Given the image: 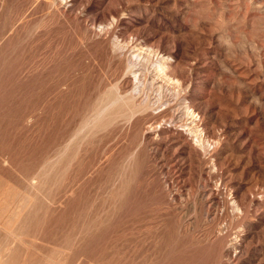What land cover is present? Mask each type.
<instances>
[{
    "label": "rangeland",
    "instance_id": "obj_1",
    "mask_svg": "<svg viewBox=\"0 0 264 264\" xmlns=\"http://www.w3.org/2000/svg\"><path fill=\"white\" fill-rule=\"evenodd\" d=\"M0 264H264V0H0Z\"/></svg>",
    "mask_w": 264,
    "mask_h": 264
},
{
    "label": "bare ground",
    "instance_id": "obj_2",
    "mask_svg": "<svg viewBox=\"0 0 264 264\" xmlns=\"http://www.w3.org/2000/svg\"><path fill=\"white\" fill-rule=\"evenodd\" d=\"M62 6V5H61ZM65 8H66V6H65ZM133 45V44H132ZM144 45V44H143ZM134 47H136V46H134ZM138 50V49H137ZM134 51V50H133ZM135 52V51H134ZM142 52V51H141ZM144 52V51H143ZM137 53V52H136ZM170 53V52H169ZM160 54V53H159ZM163 54V53H162ZM139 56V55H138ZM141 56V55H140ZM134 57H136V56H134ZM142 57V56H141ZM161 57V56H160ZM164 57V56H163ZM173 57V56H172ZM139 59V58H138ZM160 59V58H159ZM161 59H162V57H161ZM172 60V59H171ZM170 60V61H171ZM163 61V60H162ZM169 62V58L164 62V63H168ZM173 66H175L174 64H172ZM158 66H159V69H161L162 71H165V68L167 67L166 65H163V62H160V63H158ZM160 72V71H159ZM164 75V74H163ZM181 76V75H180ZM183 99V98H182ZM191 121V120H190ZM187 125V124H186ZM158 126V125H157ZM169 126V125H168ZM170 128V127H169ZM168 128V129H169ZM181 128V127H180ZM197 128V127H196ZM160 130V129H159ZM173 130V129H172ZM178 130H180V129H178ZM154 131V130H153ZM168 131V130H167ZM188 131V130H187ZM175 133V132H174ZM178 133V132H177ZM189 133V132H188ZM183 134V133H182ZM185 134H187V133H185ZM184 134V135H185ZM192 135V134H191ZM195 137V136H194ZM200 139V138H199Z\"/></svg>",
    "mask_w": 264,
    "mask_h": 264
}]
</instances>
